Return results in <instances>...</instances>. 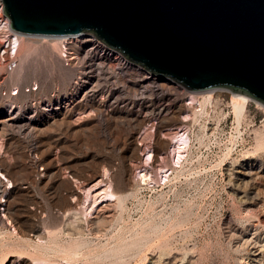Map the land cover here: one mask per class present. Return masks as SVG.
<instances>
[{
    "label": "rangeland",
    "instance_id": "1",
    "mask_svg": "<svg viewBox=\"0 0 264 264\" xmlns=\"http://www.w3.org/2000/svg\"><path fill=\"white\" fill-rule=\"evenodd\" d=\"M79 37L74 46L66 42V52L55 48L52 37H24L38 48L26 56L23 41L25 77L18 84L37 81L44 101L27 111L30 96L10 97L16 107L0 112V120L9 118L0 122V132L10 135L9 141L0 139V159L19 176L15 186L0 176V214L8 205L20 234L38 235L43 245L0 225V264H33L41 256L57 264H264V104L251 98L239 121L232 105L236 91L217 88L209 100L154 76L92 32ZM91 47L103 62L98 75L68 59ZM117 58L138 75L115 73ZM131 76L144 82L135 84ZM101 97L104 112L95 113L91 109ZM177 103L184 105L180 118L189 114L188 121L160 118L162 106L168 107L163 114L172 116ZM177 130L190 138L180 163L171 153ZM150 148L159 160L147 164ZM36 149L43 165L54 160L45 171L30 157ZM141 169L153 181L142 182ZM1 171L11 177L3 166ZM98 181V188L112 183L115 200L96 217L80 210L65 215L75 205L72 193ZM67 247L80 251L71 257Z\"/></svg>",
    "mask_w": 264,
    "mask_h": 264
},
{
    "label": "water",
    "instance_id": "2",
    "mask_svg": "<svg viewBox=\"0 0 264 264\" xmlns=\"http://www.w3.org/2000/svg\"><path fill=\"white\" fill-rule=\"evenodd\" d=\"M26 36L92 32L194 92L230 88L264 104V0H2Z\"/></svg>",
    "mask_w": 264,
    "mask_h": 264
},
{
    "label": "bare ground",
    "instance_id": "3",
    "mask_svg": "<svg viewBox=\"0 0 264 264\" xmlns=\"http://www.w3.org/2000/svg\"><path fill=\"white\" fill-rule=\"evenodd\" d=\"M79 35L83 36V34L70 35L68 38H65L63 36H52L51 39L56 40V42L54 43V46H55V48L57 50L59 49L60 52H62V51H65V49L67 50L68 49L67 46H69V45H65L66 39H67L66 42L68 44L69 43H73V44H70V46H74V45H76L75 44L76 41L81 40V37H79ZM48 38H50V37H48ZM59 38H61V40H58ZM23 41H25V39ZM25 43L27 45L26 52H25L26 56H29L31 53H33L35 51V49L38 48L37 45L34 44L33 42H26L25 41ZM96 43L97 44L100 43L98 38L96 39ZM96 47H98V46L96 45ZM92 49H93V47H91L82 56L80 55L79 50H75L73 53H71V54L69 53V56H68L69 58L68 59H69L70 63L73 64V65H79V64L84 65V70H85L86 73H91L93 75H98L99 70L101 69V66H102L101 64H103V62L99 61L100 57H98L97 53L94 52ZM106 53L107 52H105V54ZM107 54H109V53H107ZM105 56H107V55H105ZM24 58H25V56H24ZM117 59H119V58H117ZM118 62H119L118 71L116 69H114L112 66H110L112 71L116 70L117 72H115V73H120L123 76L127 75L128 73H132V72H130V68L131 67L128 65L127 61H125L124 58H120L118 60ZM132 74L138 75L137 72H135L134 70H133ZM23 77H25V66L21 62V66L14 73V75L12 77V81L14 83L18 84V82L21 79H23ZM145 77L148 78L149 76L146 75ZM132 78H133V81L135 82V84H138V83L142 84V81L144 82V79L141 78V77L134 76ZM137 78H140V79H137ZM118 81H119V79H116L115 83H118ZM149 85H151V83ZM134 86L132 88H135ZM214 90L215 89L212 88V89H208V90H204V91H199V93H203V96L207 97L210 100L212 98V96H213ZM251 98L252 97H250L246 93L233 92L232 105H233L234 111H235L239 121L241 120L242 115L244 114V112H245V110L247 108V104H248L249 100H251ZM5 99L9 103H7L6 101L3 100L4 103L9 104V106L16 107L15 103L13 102V100L10 99V97L9 98H5ZM105 104H106L105 97L104 98L101 97L100 100H98V102H94V106L92 107L91 110H94V112L96 111L97 113L98 112H100V113L104 112ZM174 104H175V102H174ZM167 108H168L167 106H162L161 110L158 112V114H159L161 119H164V120L168 121L167 119L172 118V119H174L176 121L179 120V119H182L183 121H188L191 118L189 114L185 115V117H183V118H180L179 115H180L181 111L184 109L183 103H181V104L177 103L175 105V107L172 110V112H173L172 116H167L166 114L165 115L163 114L164 109H167ZM105 110H106V108H105ZM90 112H92V111H90ZM8 119L9 118H6V119L3 118L2 120H0V122H2V121L5 122ZM142 121H144V124L148 122V120H147V122H145L146 121L145 118L142 119ZM180 130H177L175 132V134L171 135V153L173 155L174 162H176V163H180V161L183 158V156L185 155V153H187L189 151V149H190V138L187 136L186 132H181ZM1 131H3V130H1ZM163 134H164V137H170V136H168L169 135L168 133H164L163 132ZM1 135L3 136L2 132H0V136ZM158 142L163 144V143H166V140L164 138L158 137ZM132 144H134V140L132 141ZM36 151H38V149H36ZM144 157H145L144 158L145 159L144 163H147V164L148 163L150 164L152 162L156 163L159 160V156L151 148L148 149L147 152H145ZM42 159L46 160V158H43V157H42ZM53 162H54V160H51L50 162H48V163L45 162V163H46V166H48L50 163L52 164ZM0 166H3L5 168V170L10 174L11 177H9L4 171H1L2 174H0V176L2 177V175H4L7 178L8 182L11 184V186H15L16 185L15 182L18 180L17 177H19V176H18V173H16V171L13 169V166L11 165V163H9L6 159H0ZM46 169H47V167H46ZM108 170L109 169L107 167H104L103 172H104L105 175L109 174ZM169 171H170L169 167L168 168L167 167L163 168L162 169L163 176L164 177H168L169 176V174H168ZM26 173H25L24 176L28 177L29 173H27V174ZM139 176H140V179L142 180V182L143 181H151L153 179L151 176H149V172H148L147 169L139 170ZM72 180H73L74 184L79 183V179L76 178L75 176H72ZM99 181L96 182L93 186L85 188L83 190V192L81 190H79V189L75 190L72 193V195L70 196V201L72 203H75V205L70 207V208H68L67 210H65L66 211V212H64L65 215H67V214H69L71 212H74L76 210H80L82 213H86L87 216L96 217L97 213L100 210H102L104 206H107V204L109 202L114 201L116 195L114 193V189L112 188L113 187L112 183L109 182L108 184H105V186L98 188V186L100 185ZM81 189H83V187H81ZM4 192H5V190L3 191V194H4ZM6 208L7 209L5 210L4 215L2 216L0 214V225L2 227L6 228L11 234H17L19 237H21V238H23L25 240H30V241H33V242L35 241L34 243H36L37 245L40 246L42 244V239L38 235L35 236V238H31L30 236H25V235L20 234V232L18 231V227L16 226V224L12 220L11 213L8 210L9 209L8 205H7ZM88 214H91V215H88ZM25 242L27 243V241H25ZM28 243H30V242H28ZM28 243H27V245H28ZM31 245H33V243H31ZM39 246H37V247H39ZM66 249H68V247ZM64 251H66V250H64ZM78 251H80V250L79 249H70L69 248L68 251H66V252L69 255H70L71 252L74 253L75 255H77ZM66 252H64V253H66ZM55 259H56V257H55ZM33 261H34L33 264H57V260H53V258L51 260V258L48 259L46 257L42 258V256L33 258Z\"/></svg>",
    "mask_w": 264,
    "mask_h": 264
},
{
    "label": "built area",
    "instance_id": "4",
    "mask_svg": "<svg viewBox=\"0 0 264 264\" xmlns=\"http://www.w3.org/2000/svg\"><path fill=\"white\" fill-rule=\"evenodd\" d=\"M25 36L26 35L20 34L13 29L11 19L4 12V3L2 0H0V112L2 109H6V111L9 112L15 108L14 106H9V104L3 102V100L8 97H11L14 101H17L20 100V97L22 96H30L31 98L24 105L27 111H36L38 106L44 101L38 97L40 85L37 81L27 84H16L12 81L14 73L21 65V46ZM69 36L70 35L63 37L68 38ZM0 129H3L2 126ZM0 139L1 141H9L10 135L6 132H3V136L1 135ZM1 141L0 143H2ZM29 154L31 158L38 161V169L45 171V165L40 162L41 152L32 150Z\"/></svg>",
    "mask_w": 264,
    "mask_h": 264
}]
</instances>
